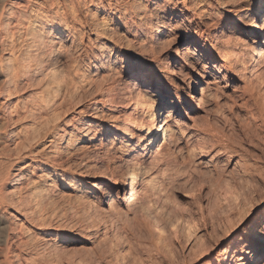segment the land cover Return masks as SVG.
<instances>
[{"label": "bare ground", "instance_id": "6f19581e", "mask_svg": "<svg viewBox=\"0 0 264 264\" xmlns=\"http://www.w3.org/2000/svg\"><path fill=\"white\" fill-rule=\"evenodd\" d=\"M89 1L108 16L109 27L121 26L131 37L124 48L118 44L107 47L101 41L107 36V24L91 21L95 15L85 20L75 5L78 1L0 0L1 109L14 121L29 120L16 134L8 132L15 147L14 151L5 149L4 155L30 157L31 161L18 166L15 173H0V212L12 208L19 215L7 224L0 213L1 264L13 263L11 256L22 246L19 241L25 223L31 262H41L62 250L51 246L53 237L44 244L53 249L42 250L40 243L52 232L63 236L65 248L75 239L84 244L97 242L101 245L95 250L99 260L116 256L114 238L149 239L159 251L174 234V225L157 212L166 200L157 191L166 178L164 159L173 155V147L185 137L177 123L182 89L190 92V107L194 108L197 100L210 96L209 78H231V83L249 79L252 83L264 74V0H146L148 5L141 0H107L108 8L102 0ZM178 5L192 26L204 29V37L196 39L185 53L172 50L159 55L153 66L148 57L153 59L157 48L169 45L165 41L171 21L182 15ZM195 6L205 21L192 18ZM232 18L235 24H230ZM89 32L95 38L88 39L91 60L86 86L80 69L74 72L80 74L77 82L74 74L61 75L68 51L64 41ZM118 50L127 58L123 63L139 71L134 78H129L132 72L123 74L119 83L114 80L111 60ZM100 71H105L101 78ZM162 72L167 74L163 86L158 83ZM227 87L237 85L226 82ZM243 90L252 95V87ZM52 132L57 146L46 147L37 157L33 147ZM102 150L105 157L120 162L111 177L100 169ZM92 158L95 164L89 165ZM90 180L95 182L90 184ZM258 211L248 213L242 231L204 264H264V208ZM55 212L70 213L69 222L62 218L54 224ZM109 218H121L113 231ZM140 227L147 230L146 235L134 234ZM210 251L203 250L196 262Z\"/></svg>", "mask_w": 264, "mask_h": 264}, {"label": "rangeland", "instance_id": "374dc122", "mask_svg": "<svg viewBox=\"0 0 264 264\" xmlns=\"http://www.w3.org/2000/svg\"><path fill=\"white\" fill-rule=\"evenodd\" d=\"M49 1L51 2V0ZM59 1L63 2L64 0H57V2ZM73 1L75 3L78 1L75 5L85 20H89L95 15V20L93 16L91 21L107 24V36L101 40L107 47L114 48L113 44L121 45L122 48L125 47L131 37L126 36L123 27H109L108 16L102 10L94 8L91 1ZM141 1L148 5L146 0ZM107 2V0H102V5L108 8L105 5ZM178 7L182 15L179 19L171 21V30L168 32L169 35L165 41L169 45L157 48L153 59L151 56L148 57L153 66L157 65L156 58L159 55L172 50H178L179 54L185 53L186 50L195 45L199 38L204 37L202 33L204 29L198 30L192 26L191 18L183 10L182 5H178ZM192 8V18L196 22L206 20V18H202L201 9L197 6ZM221 19H224V16ZM230 24H235L234 18ZM85 34L84 36L76 35L74 38L69 36L64 41V49L68 50L69 57L66 53L68 58L62 59L63 74L61 73V76H67L68 72L73 75L74 72L78 73L77 70L79 69L80 74L82 72L85 74L84 78L88 76L91 60L88 39L95 37L90 32ZM81 38H83L84 44L80 43ZM74 39L76 41H72ZM131 55L133 56V54ZM125 59L127 60L126 56L120 50L111 57L112 62L115 63L113 65L115 66L114 72L112 71L113 77L118 83L122 80L123 74H127V72L133 74L129 78H134L139 74L135 67L123 63ZM135 59L139 60V57ZM159 67L160 70H162L161 67L164 68L163 65ZM77 73L73 75L76 82L80 75H76ZM99 73L100 78L102 74L105 75V71ZM202 73L203 70H200L199 74L202 75ZM166 75L162 72L160 79H158V83L162 86L165 84ZM200 75H196V78H200ZM87 78L85 81L82 79L84 85H88ZM207 81L206 86L210 90L208 92L210 96L201 98L200 101L197 100L194 108L190 107V92L182 89L184 93L181 97V105H179L180 116L177 123L185 137L179 139L178 145L174 146L173 149L171 148L173 155L168 160L167 158L164 159L166 178L157 191L160 197H166L165 202L162 201L163 205H158L157 212L158 214L164 213L166 220L174 225V234L169 235V242L164 247L162 246L163 248L160 247V250L157 251L149 239L137 241L138 238L136 237L127 238V240L124 237L121 239L114 238L112 240V252H115L116 256L99 260L95 255V250H100L101 245L97 242L84 244L80 239H75L65 248L62 243L63 236L52 232L51 236L44 237V241L40 243L42 250L46 247L44 245L46 240L52 237V241L49 242L52 243L51 246L56 245L58 252L59 248L62 250L59 254H54L56 256L51 255L41 262V259L31 262L30 257L33 256V252L30 243L27 244L28 230L25 223L23 226H26L25 230L22 231L21 238L19 236L20 240H23L19 241L22 242V246L20 245V248L14 250L11 256L12 264H204L210 259L213 260L218 251L227 246L230 240L245 227L246 223L243 222L248 213L256 209L255 213L257 214L258 210L264 208V74L259 82H252L254 85L248 83L249 79L243 80L244 83L237 79L231 83L233 82L231 78L229 80V78L223 79L221 77L217 78L216 81L213 78H209ZM226 82L232 85L236 84L237 88H224ZM244 87H252V95L243 90ZM253 89L255 90L253 91ZM199 97L200 95H198ZM9 116L2 111L0 102V173L2 176L6 172L15 173L18 166L30 165L31 162L30 157L18 159L15 154L10 155L14 156L13 158L4 155L5 149L6 151H14L15 145L8 135L10 131L16 134V132L21 131L20 128L22 129L23 125L29 124L28 119L14 121V118ZM57 141L56 134L52 132L33 147L34 154L36 155L44 149L47 150L46 147L48 148V146H57ZM101 154L100 169L111 177L120 162L118 160H116L117 162L113 161L108 155L105 157V150H102ZM36 156L38 157V154ZM87 162L89 165L95 164L93 158ZM88 182L92 184L95 181L90 180ZM0 213L6 219L7 224L19 219V215L12 208H5ZM69 216L70 213L58 214L55 212L51 221L58 225L62 218H67L66 221L69 222ZM108 221L110 231H113L121 222V218H109ZM146 233L147 230L143 227L134 232L135 235L139 236L146 235ZM229 234L233 235L228 238ZM51 246H47L45 252L51 251L53 249L50 248ZM205 249H211L208 257H206L208 260L203 258V260L196 262L198 256L200 258Z\"/></svg>", "mask_w": 264, "mask_h": 264}, {"label": "snow or ice", "instance_id": "6c2138e0", "mask_svg": "<svg viewBox=\"0 0 264 264\" xmlns=\"http://www.w3.org/2000/svg\"><path fill=\"white\" fill-rule=\"evenodd\" d=\"M163 0H156V3H162Z\"/></svg>", "mask_w": 264, "mask_h": 264}]
</instances>
